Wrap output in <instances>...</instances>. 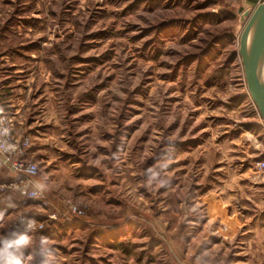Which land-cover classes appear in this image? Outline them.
<instances>
[{
  "label": "rangeland",
  "instance_id": "374dc122",
  "mask_svg": "<svg viewBox=\"0 0 264 264\" xmlns=\"http://www.w3.org/2000/svg\"><path fill=\"white\" fill-rule=\"evenodd\" d=\"M262 1L0 0V135L38 171L0 162V239L28 237L24 264H264L238 53Z\"/></svg>",
  "mask_w": 264,
  "mask_h": 264
},
{
  "label": "water",
  "instance_id": "95a60500",
  "mask_svg": "<svg viewBox=\"0 0 264 264\" xmlns=\"http://www.w3.org/2000/svg\"><path fill=\"white\" fill-rule=\"evenodd\" d=\"M244 28L239 39L241 58L247 90L264 122V0L253 11L240 16ZM0 161L7 163L0 154Z\"/></svg>",
  "mask_w": 264,
  "mask_h": 264
},
{
  "label": "built area",
  "instance_id": "2783aa9c",
  "mask_svg": "<svg viewBox=\"0 0 264 264\" xmlns=\"http://www.w3.org/2000/svg\"><path fill=\"white\" fill-rule=\"evenodd\" d=\"M260 2H258L259 4ZM0 115H3V112L1 110V107H0ZM7 136V135H6ZM3 133L0 135V154H2L3 156L6 157L7 159V163H4V164H8L9 167L16 173H23L25 175H27V177H32L34 175L37 174V166L35 164H26V165H23L22 163H13V166H11L9 164V143H8V140H7V137H6ZM28 145V140H24L22 143H21V147H26ZM17 148H19V146H16L14 148V150H16ZM20 149V148H19ZM21 150V149H20ZM20 152V151H19ZM1 162V161H0ZM3 163V162H2ZM262 166L264 167V162L262 163ZM27 186H23V191H22V194L26 197H29V198H41V193L39 191H30V190H27L26 188ZM66 215H81V212L79 210V208L77 206H75L74 204H69L68 205V209H67V212H66Z\"/></svg>",
  "mask_w": 264,
  "mask_h": 264
},
{
  "label": "clouds",
  "instance_id": "9594fccd",
  "mask_svg": "<svg viewBox=\"0 0 264 264\" xmlns=\"http://www.w3.org/2000/svg\"><path fill=\"white\" fill-rule=\"evenodd\" d=\"M28 243L27 236L0 239V264H24V261L15 255V251Z\"/></svg>",
  "mask_w": 264,
  "mask_h": 264
}]
</instances>
